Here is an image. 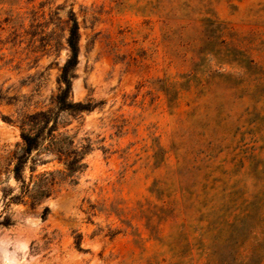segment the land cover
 <instances>
[{
    "label": "rangeland",
    "instance_id": "1",
    "mask_svg": "<svg viewBox=\"0 0 264 264\" xmlns=\"http://www.w3.org/2000/svg\"><path fill=\"white\" fill-rule=\"evenodd\" d=\"M71 11L70 100L97 106L58 113ZM41 111L91 144L87 168L34 207L7 204ZM39 155L37 172L63 169ZM263 166L264 0H0V264H206L200 242L221 258L244 242V259L264 239Z\"/></svg>",
    "mask_w": 264,
    "mask_h": 264
},
{
    "label": "trees",
    "instance_id": "2",
    "mask_svg": "<svg viewBox=\"0 0 264 264\" xmlns=\"http://www.w3.org/2000/svg\"><path fill=\"white\" fill-rule=\"evenodd\" d=\"M70 28L68 32L67 44L70 49V58L61 69L60 81L63 88L60 90L56 98L58 113L61 112H89L93 110L97 103H82L72 102L70 100L71 81L74 77V68L78 63L79 52V26L74 13L70 12ZM53 115L52 112L41 111L31 114L26 117L29 130L21 129V140L23 142V149L20 154L15 157L13 165V178L17 183V188L10 194L5 191V199L7 204H20L23 202H30L32 207L40 204L43 200L50 198L56 193L57 187H60L66 180L70 183L77 184L75 176L84 172L87 168L85 163L86 155L92 150L91 144L84 147L76 146L73 139L58 132L59 115ZM44 152L52 156L61 163L62 170H44L37 172V164H47V161L40 160V153ZM28 170V176L25 175ZM261 176L260 182L263 184L264 189V166L259 171ZM264 196V191L261 192ZM264 201V198H263ZM246 202L243 201L242 206ZM6 204V206H7ZM245 204L242 215V222L250 218L253 209H248ZM264 208V202L261 204ZM246 212L248 214H246ZM49 213V208L44 207L42 218L46 219ZM13 224L11 214H6L0 220V226L9 227ZM115 232H111L110 236H115ZM81 235L76 236L75 244L77 249L81 250ZM244 242H223L224 248L228 250L230 258H221L214 251L208 253V246L204 247V243L200 242V249L207 258L206 264H261L264 259V239L263 242H256L250 249L248 256L244 259L240 258L237 247H242ZM189 246V245H188ZM193 246V245H192ZM190 247L191 250L193 247ZM214 258V260H212ZM209 260V261H208Z\"/></svg>",
    "mask_w": 264,
    "mask_h": 264
}]
</instances>
